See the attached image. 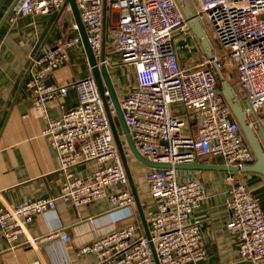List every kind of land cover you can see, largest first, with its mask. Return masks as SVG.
<instances>
[{
  "label": "built area",
  "instance_id": "2783aa9c",
  "mask_svg": "<svg viewBox=\"0 0 264 264\" xmlns=\"http://www.w3.org/2000/svg\"><path fill=\"white\" fill-rule=\"evenodd\" d=\"M195 1L197 18L203 28L206 25L212 32L221 55L214 52L211 59L182 69L175 40L188 32L174 0H75L87 43L99 64L106 65L101 51L103 12L113 11L115 25L124 32L121 46L115 50L120 63L132 67L135 74V87L120 103L133 146L147 161L171 166L152 168L145 174L150 196L157 204L147 223L159 264L196 263L205 256L200 224L190 221L194 209L206 197L203 185L196 178L180 180L173 166L217 157L225 167L239 170L255 162L220 91V78L229 83L233 75L222 57L226 56L235 71V93L249 125L264 131V0ZM63 3L64 0H18L7 21L14 22L25 15H47ZM72 29L77 31V26ZM78 41L76 37L62 42L33 62L26 87L35 107L43 108L46 102L65 97L66 86L46 84L45 79L68 62L67 49ZM72 88L77 106L59 119L46 118L41 132L58 156L60 199L78 207L105 197L113 210L134 208L93 77L75 81ZM177 104L196 125V133L189 137L182 134L186 120L170 111ZM108 110L115 116L110 101ZM238 175H226L225 206L230 214L226 229L236 237L241 261L264 264V216ZM113 189L120 192L111 193ZM54 208L51 198L24 201L14 207L0 203V232L7 243L13 244L36 217ZM138 230V223L113 229L80 247L79 253L94 254L96 264H155L149 241L138 235ZM65 241L69 238L65 237Z\"/></svg>",
  "mask_w": 264,
  "mask_h": 264
},
{
  "label": "crops",
  "instance_id": "0c3cea01",
  "mask_svg": "<svg viewBox=\"0 0 264 264\" xmlns=\"http://www.w3.org/2000/svg\"><path fill=\"white\" fill-rule=\"evenodd\" d=\"M12 1L5 0L0 7V22ZM103 16L102 54H105L107 72L120 104L135 87V74L132 67L120 63L115 50L121 46L124 32L115 25L113 11L104 9ZM73 25L75 21L71 12L59 8L47 15L19 16L14 22L6 19L0 28V203L14 207L24 201L50 198L55 201V208L36 217L13 244L7 243L0 232V264H96V256L80 254V247L131 223H138L137 234L145 236L136 206L113 210L104 197L75 207L60 199L56 175L58 156L41 132L46 118L59 119L77 106L72 84L91 75L79 32L72 29ZM76 37L79 41L67 49L68 62L45 79L46 84L66 86L65 97L48 101L43 108L35 107L31 91L26 87L30 71L19 88L30 64L38 53L37 58ZM181 40L184 42L180 43ZM175 49L182 69L193 68L201 60V51L190 34L177 36ZM170 111L186 120L183 136L196 133V125L181 105H173ZM118 133L147 223L149 216L157 210L145 181V174L152 167L140 162L130 152L121 131ZM195 165L225 167L222 159L217 157L200 160ZM83 169L81 167L80 171ZM178 174L180 180L198 179L206 195L190 217L191 222L200 224L205 256L188 264H249L241 261L236 237L226 229L230 220L225 206L227 172L180 170ZM238 179L250 190L264 216V178L257 174H239ZM110 192L118 193L120 189ZM56 232L58 235H54ZM65 237L69 241H65Z\"/></svg>",
  "mask_w": 264,
  "mask_h": 264
},
{
  "label": "water",
  "instance_id": "95a60500",
  "mask_svg": "<svg viewBox=\"0 0 264 264\" xmlns=\"http://www.w3.org/2000/svg\"><path fill=\"white\" fill-rule=\"evenodd\" d=\"M5 0H0V7L4 3ZM181 15L183 16V19L186 23L187 26V32L192 36L194 39L197 47L201 51V60L199 63H202L205 59H211L214 56V48L211 45L204 28L200 21L197 18L195 9L191 2L189 0H174ZM18 2V0H13L12 3L10 4L8 10L6 11L5 15L3 16L1 22H0V28L1 26L6 22V19L14 7V5ZM68 8L69 11L71 12L73 19L75 21V25L77 26V30L79 32L80 40L81 43L84 47L85 54L87 57V61L90 67L91 71V76L93 77L101 101L103 103V107L105 110V113L107 115V119L109 121L111 131H112V136L115 142V145L117 147V150L119 152V155L121 157V161L124 167V171L128 180V184L131 189V194L134 199V203L138 212V215L140 217L145 237L149 241V247L151 250V254L153 257V261L155 264H159L157 256L155 254L154 248L152 244L150 243V237H149V230H148V225L146 223V220L143 215V211L141 208V205L139 203L138 197L136 195L135 189L133 187L131 175L129 172V168L125 159L123 147L121 144V139L119 137L118 130L121 131L124 139L126 140V143L128 145V148L130 152L142 163L154 168V169H171L170 165L167 164H156L147 161L144 159L142 156H140L137 151L135 150L132 139L129 133V130L125 124V121L123 119L122 111L120 108V104L117 100V97L115 95L114 88L112 86L109 74L107 72L106 65L103 63H97L90 46L87 43L86 39V33L84 26L81 22L79 11L77 9V6L75 4V0H64V3L61 7V9ZM105 29V26L103 27V30ZM104 41V40H103ZM103 47H102V52H103ZM39 54V53H38ZM38 54L35 56L34 60L30 64L28 71L26 72L23 81L20 83L19 88L22 86L26 75L32 68L33 62L37 59ZM103 55V54H102ZM103 57V56H102ZM198 63V64H199ZM220 91L222 96L224 97V100L229 107L233 118L235 121L238 123L240 131L244 137V140L251 150L252 154L254 155L255 162L250 165L243 167L241 169H237L235 167H216V166H206V165H175L173 166V169L175 170H200V171H208V170H222L225 172H231V173H239V174H257L260 175L264 178V131L262 130L261 127L257 128V132H255L251 126L248 123V120L246 118V115L243 111L242 103L240 99L238 98L237 94L235 93V90L233 87L225 80L220 78ZM107 94V95H106ZM108 101H110L114 107L115 110V116H111L110 112L108 110ZM244 105L247 106V102H243Z\"/></svg>",
  "mask_w": 264,
  "mask_h": 264
},
{
  "label": "rangeland",
  "instance_id": "374dc122",
  "mask_svg": "<svg viewBox=\"0 0 264 264\" xmlns=\"http://www.w3.org/2000/svg\"><path fill=\"white\" fill-rule=\"evenodd\" d=\"M189 1H190L191 4L193 5V7L196 6V1H195V0H189ZM204 31H205V33H206V35H207V37H208V39H209L211 45H212L213 48H214V52H215V54H217V56H218V55L220 56L221 53H220V51L217 49V46H216L215 40H214V38H213L212 32L209 30L208 26H206V25L204 26ZM182 42H184V40H181V41H180V43H182ZM222 60H223L224 63L226 64V65H225L226 69L233 73V75L229 78V84H231V85L233 86V88H234L235 90H237L238 88H237V82H236L235 71H234V69L232 68V66L229 64V62H228L226 56H225V57H222ZM254 131L257 132V129H254Z\"/></svg>",
  "mask_w": 264,
  "mask_h": 264
},
{
  "label": "trees",
  "instance_id": "16d2710c",
  "mask_svg": "<svg viewBox=\"0 0 264 264\" xmlns=\"http://www.w3.org/2000/svg\"><path fill=\"white\" fill-rule=\"evenodd\" d=\"M118 131H120V130H118Z\"/></svg>",
  "mask_w": 264,
  "mask_h": 264
},
{
  "label": "bare ground",
  "instance_id": "6f19581e",
  "mask_svg": "<svg viewBox=\"0 0 264 264\" xmlns=\"http://www.w3.org/2000/svg\"><path fill=\"white\" fill-rule=\"evenodd\" d=\"M131 192V191H130Z\"/></svg>",
  "mask_w": 264,
  "mask_h": 264
}]
</instances>
